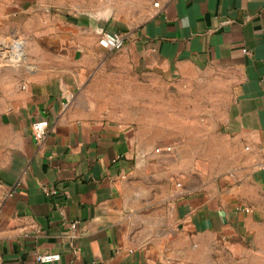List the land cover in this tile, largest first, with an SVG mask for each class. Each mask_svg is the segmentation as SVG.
<instances>
[{
  "label": "crops",
  "instance_id": "obj_1",
  "mask_svg": "<svg viewBox=\"0 0 264 264\" xmlns=\"http://www.w3.org/2000/svg\"><path fill=\"white\" fill-rule=\"evenodd\" d=\"M207 69L223 117L178 125L169 81ZM43 255L264 264V0H0V264Z\"/></svg>",
  "mask_w": 264,
  "mask_h": 264
},
{
  "label": "rangeland",
  "instance_id": "obj_2",
  "mask_svg": "<svg viewBox=\"0 0 264 264\" xmlns=\"http://www.w3.org/2000/svg\"><path fill=\"white\" fill-rule=\"evenodd\" d=\"M235 85L231 74L213 69L191 72L189 77L169 81L170 118L177 120L178 125L198 121L208 131L212 128L210 120L223 117Z\"/></svg>",
  "mask_w": 264,
  "mask_h": 264
},
{
  "label": "built area",
  "instance_id": "obj_3",
  "mask_svg": "<svg viewBox=\"0 0 264 264\" xmlns=\"http://www.w3.org/2000/svg\"><path fill=\"white\" fill-rule=\"evenodd\" d=\"M158 6L157 4L155 5ZM99 45L109 52H115L121 50L125 45V36L119 33H111L104 31L101 33L99 38ZM246 53V51H244ZM49 133V124L46 120L35 121L31 124V134L32 138L37 145H41L47 138ZM167 152H170L171 149L167 148ZM157 153L160 152L159 149L156 150ZM14 194V191L7 193L6 197L9 198ZM48 194H55L54 191ZM248 212V211H246ZM76 225H71V229L74 230ZM59 259L57 255H43L37 256L36 261L40 264L44 263H54Z\"/></svg>",
  "mask_w": 264,
  "mask_h": 264
}]
</instances>
